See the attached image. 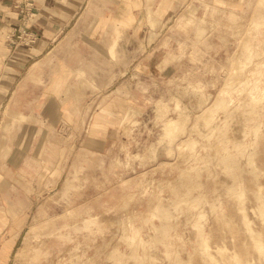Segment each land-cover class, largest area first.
I'll list each match as a JSON object with an SVG mask.
<instances>
[{
	"label": "rangeland",
	"instance_id": "1",
	"mask_svg": "<svg viewBox=\"0 0 264 264\" xmlns=\"http://www.w3.org/2000/svg\"><path fill=\"white\" fill-rule=\"evenodd\" d=\"M48 6L35 103L0 108V264H264V0Z\"/></svg>",
	"mask_w": 264,
	"mask_h": 264
},
{
	"label": "crops",
	"instance_id": "2",
	"mask_svg": "<svg viewBox=\"0 0 264 264\" xmlns=\"http://www.w3.org/2000/svg\"><path fill=\"white\" fill-rule=\"evenodd\" d=\"M49 0H43L37 7L38 15H23L14 7V0H0V108L2 104H27L35 103L30 99L28 92L18 99L14 87L28 88L29 84L20 81L24 72L29 69V63H33L43 54L45 55L60 39L62 33L71 24L73 14L53 15L51 17V6ZM137 1V0H135ZM193 8H191L192 10ZM188 18L184 17L179 23H186ZM24 34L31 37L28 47H24L22 40ZM28 80L25 76L23 80ZM27 116H36L33 105L26 112L11 109ZM43 119H47L43 116ZM29 125V124H27ZM10 127L5 123L3 130Z\"/></svg>",
	"mask_w": 264,
	"mask_h": 264
},
{
	"label": "built area",
	"instance_id": "3",
	"mask_svg": "<svg viewBox=\"0 0 264 264\" xmlns=\"http://www.w3.org/2000/svg\"><path fill=\"white\" fill-rule=\"evenodd\" d=\"M32 4V0H14V7L18 9V11L23 14V15H27L28 14V9L29 6H31ZM21 38L23 44H28L31 42V37L27 36L26 34H24V38L20 37V33H19V37Z\"/></svg>",
	"mask_w": 264,
	"mask_h": 264
},
{
	"label": "bare ground",
	"instance_id": "4",
	"mask_svg": "<svg viewBox=\"0 0 264 264\" xmlns=\"http://www.w3.org/2000/svg\"><path fill=\"white\" fill-rule=\"evenodd\" d=\"M4 126H5V124L3 125V128H4ZM257 196V195H256ZM257 200V199H256ZM263 200V199H262ZM258 203V202H257ZM259 204V203H258ZM263 210V209H262ZM261 243V242H260ZM262 245V244H261ZM263 247V246H262ZM262 247L261 246H258L257 248H258V250H259V253H261V254H263V250H262ZM235 258V257H234ZM237 260H235V262H236ZM238 262V261H237ZM236 264H238V263H236Z\"/></svg>",
	"mask_w": 264,
	"mask_h": 264
}]
</instances>
